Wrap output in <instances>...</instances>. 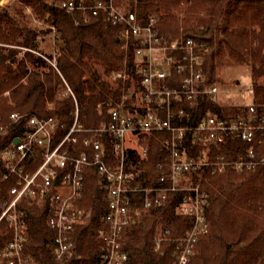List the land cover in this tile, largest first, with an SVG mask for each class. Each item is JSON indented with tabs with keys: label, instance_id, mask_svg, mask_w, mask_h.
Masks as SVG:
<instances>
[{
	"label": "trees",
	"instance_id": "obj_1",
	"mask_svg": "<svg viewBox=\"0 0 264 264\" xmlns=\"http://www.w3.org/2000/svg\"><path fill=\"white\" fill-rule=\"evenodd\" d=\"M56 1L20 0L24 6L32 7L39 18L47 17L48 30H55L58 41L55 56L39 49L35 28L20 27L10 21L0 23V127H3L0 152L26 125L24 119L17 123L10 121V114L55 117L62 125L54 133V141H58L74 121L75 103L78 122L85 129L98 128L109 121L108 110L120 102L130 82L119 79L111 82L108 78L113 72L123 70L125 62L129 76L136 80L131 67L132 53L130 49L128 55L125 53L116 27H111L100 16L84 21L80 14L71 15L60 9ZM123 3L135 7L141 15L156 12L160 19L159 34L172 37H177L181 28L174 11L182 3L190 4L186 11L188 20H183L182 27L195 22L197 29H182V33L209 47L203 66L205 82L213 81L216 65L223 60L247 65L258 101L264 99V81L258 84L264 76V0H123ZM97 66L103 72L96 69ZM63 82L71 89L75 103L71 96L63 97ZM167 84L173 85L170 81ZM198 99L195 108L188 110L192 123L205 113L236 115V108L223 112L217 101L206 96ZM137 101L132 94L125 102V109L133 111L132 104ZM180 107H185V103L175 104L173 111L176 113ZM167 136L160 133L149 138L144 161L131 153L130 157L139 162L142 170L136 183L154 182L158 174L156 166L167 154L161 143ZM103 140L105 150L110 153L108 139ZM245 147L238 140L228 141L206 149L205 154L208 159L223 156L226 161H233ZM203 150L204 147L198 146L188 154L196 157ZM37 165L38 157L28 166L29 171L33 172ZM197 179L192 178L193 182ZM199 180L208 196L204 212L209 232L198 238L186 264H264V177L261 172L237 173L229 168L223 174L211 175L204 170ZM84 183L82 206L90 208L91 216L74 229L72 252L62 261H56L52 255L53 233L46 225L48 205L27 209L29 239L25 249L36 264H103L98 230L106 189L94 170L87 172ZM12 184L11 179L0 184V198ZM179 202L180 197L171 194L164 206L143 213L139 220L123 229L122 247L129 256L127 264H175L178 241L192 225L190 216L176 212ZM134 207L135 203L132 210ZM4 229L5 225L1 224L0 249L7 239L2 234ZM158 237L162 240L156 246Z\"/></svg>",
	"mask_w": 264,
	"mask_h": 264
},
{
	"label": "built area",
	"instance_id": "obj_2",
	"mask_svg": "<svg viewBox=\"0 0 264 264\" xmlns=\"http://www.w3.org/2000/svg\"><path fill=\"white\" fill-rule=\"evenodd\" d=\"M56 5L71 15L80 14L87 22L100 16L117 28L125 53L128 55L129 49L132 53L131 67L137 88L110 107L106 124L85 129L78 122L77 103L65 83L64 95L71 96L75 103L74 121L58 141H54V133L62 125L55 117L9 115L13 123L24 119L26 125L0 152V184L13 180L0 198V225H5L2 234L7 237L0 249V264H36L25 249L29 239L27 209L45 203L48 205L46 225L53 233L52 255L56 261L69 256L74 229L91 216L90 208L82 206L84 180L91 170L106 189L98 230L103 247L101 263L127 264L129 256L122 247L123 229L139 220L143 213L164 206L169 196L176 194L180 197L176 212L192 218L191 227L179 239L174 253L175 264H186L198 238L209 232L204 212L208 196L199 180L201 172L208 170L213 175L223 174L229 168L237 173L259 170L264 177V99L258 101L252 83L243 92L249 102L236 108V115L205 113L192 123L188 110L195 108L200 96L217 101L214 98L218 85L206 83L203 74L205 58L210 52L204 42L182 32L177 37L159 34L160 19L156 12L141 15L123 0L89 3L57 0ZM111 76L112 80H128L126 62L123 70ZM169 81L172 86L167 84ZM132 94L138 101L129 112L125 102ZM182 102L185 107L175 113L173 106ZM160 133L168 134L161 141L167 154L156 166L158 174L154 182L140 185L135 180L141 177L142 170L130 155H138L139 161L146 160L149 138ZM105 138L111 145L110 153L104 148ZM16 139L18 143L14 144ZM234 140L246 146L235 160L206 157V149ZM198 146L205 151L196 157L188 154ZM36 157L38 165L31 172L28 166ZM193 177H198L197 182H193ZM134 203L136 207L132 210ZM161 240L158 237L155 245Z\"/></svg>",
	"mask_w": 264,
	"mask_h": 264
},
{
	"label": "rangeland",
	"instance_id": "obj_3",
	"mask_svg": "<svg viewBox=\"0 0 264 264\" xmlns=\"http://www.w3.org/2000/svg\"><path fill=\"white\" fill-rule=\"evenodd\" d=\"M189 7L190 4L182 3L179 5L178 9L174 11L181 27L179 33L182 32V29H197L195 22H190L186 28L182 27L185 25L183 20H188V13L186 11ZM46 18L47 17L43 19L39 18L32 7L24 6L21 4L20 0H0V23L10 21L20 27L28 26L35 28L37 32L36 39L39 42V49L44 54L55 56L58 41L55 39V30H48V25L45 23ZM25 51V49H22V52ZM216 66L212 82L218 85V93L214 99L217 100L222 111L225 112L227 108H238L243 104L246 105L249 102V98L243 92L244 89L250 87L253 83V81H251L250 67L247 65H235L228 60H223L222 63ZM96 69L103 72L100 66H97ZM108 80L112 82L114 79L112 80V76H110ZM127 81L130 82L129 90H127V93L130 94L132 91L136 90L137 85L132 76H130ZM262 81H264V76L259 79L258 84ZM237 82H239L238 86ZM65 91L66 87L62 90L63 95L65 94ZM65 96L67 95H64L63 97Z\"/></svg>",
	"mask_w": 264,
	"mask_h": 264
},
{
	"label": "water",
	"instance_id": "obj_4",
	"mask_svg": "<svg viewBox=\"0 0 264 264\" xmlns=\"http://www.w3.org/2000/svg\"><path fill=\"white\" fill-rule=\"evenodd\" d=\"M41 136V135H40ZM18 143V140L16 139V140H14V144H17Z\"/></svg>",
	"mask_w": 264,
	"mask_h": 264
}]
</instances>
